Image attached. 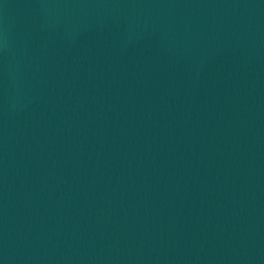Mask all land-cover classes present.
Listing matches in <instances>:
<instances>
[{
  "label": "water",
  "instance_id": "95a60500",
  "mask_svg": "<svg viewBox=\"0 0 264 264\" xmlns=\"http://www.w3.org/2000/svg\"><path fill=\"white\" fill-rule=\"evenodd\" d=\"M0 264H264V0H0Z\"/></svg>",
  "mask_w": 264,
  "mask_h": 264
}]
</instances>
